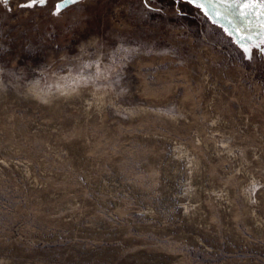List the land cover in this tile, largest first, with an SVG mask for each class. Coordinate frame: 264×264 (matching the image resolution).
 Wrapping results in <instances>:
<instances>
[{
	"label": "rangeland",
	"instance_id": "rangeland-1",
	"mask_svg": "<svg viewBox=\"0 0 264 264\" xmlns=\"http://www.w3.org/2000/svg\"><path fill=\"white\" fill-rule=\"evenodd\" d=\"M0 264H264V0H0Z\"/></svg>",
	"mask_w": 264,
	"mask_h": 264
},
{
	"label": "snow or ice",
	"instance_id": "snow-or-ice-1",
	"mask_svg": "<svg viewBox=\"0 0 264 264\" xmlns=\"http://www.w3.org/2000/svg\"><path fill=\"white\" fill-rule=\"evenodd\" d=\"M39 2L43 3L44 0H39ZM189 2H194V0H189ZM29 6H31V5H29ZM198 6L203 7V5H198ZM60 7H61V5H57V11H59Z\"/></svg>",
	"mask_w": 264,
	"mask_h": 264
}]
</instances>
